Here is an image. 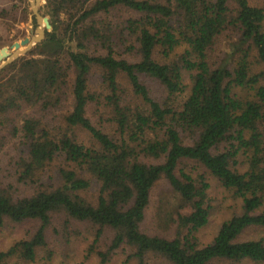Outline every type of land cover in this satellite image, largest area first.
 Returning a JSON list of instances; mask_svg holds the SVG:
<instances>
[{
  "label": "trees",
  "instance_id": "1",
  "mask_svg": "<svg viewBox=\"0 0 264 264\" xmlns=\"http://www.w3.org/2000/svg\"><path fill=\"white\" fill-rule=\"evenodd\" d=\"M19 10L0 5V23ZM39 11L45 38L0 70V145H14L24 187L0 177V234L36 228L0 264H50L38 255L55 217L96 228L95 243L115 231L98 264L125 248L138 264L264 262V239H242L264 230V0H44ZM210 177L242 206L204 244ZM160 180L188 209L172 238L142 230Z\"/></svg>",
  "mask_w": 264,
  "mask_h": 264
},
{
  "label": "rangeland",
  "instance_id": "2",
  "mask_svg": "<svg viewBox=\"0 0 264 264\" xmlns=\"http://www.w3.org/2000/svg\"><path fill=\"white\" fill-rule=\"evenodd\" d=\"M33 1L26 0V5L29 8L28 14L24 20L20 21L23 17L21 9L25 6V2L22 0H0V5L2 6L16 4L20 9L17 21L8 20L7 23L9 25L0 23V41L5 42L3 44L0 43V50L8 47L9 56H12L15 52L13 45L16 42H20L26 37L31 38L37 35L36 30L39 27V23L32 10ZM43 2L44 0L41 1V4ZM219 52L220 49L217 53ZM6 60L7 57L3 58V61L0 60V65ZM5 135L10 134L5 129H0V140ZM17 142H19V139H17ZM5 143V147L2 141L0 145V177L3 178L2 181H4L5 186H10L8 184L12 183L11 188L13 190L21 191L24 187L22 184H16V179L12 177L18 153L14 151V145L7 143V140H5ZM93 192L94 190L89 195ZM209 198L211 205L209 222L199 232V238L204 244L213 239L225 220L235 214H239L242 206L241 199L235 197L231 191L224 188L217 179L212 177H210ZM187 210L186 207L181 206L179 200L173 197L166 180H160L151 192L150 204L146 210V218L142 223V230L152 235L168 238L175 237L178 232L175 219L178 218L179 213H185ZM35 228L34 224L31 223L21 225L9 223L0 234V249L7 248L11 243L21 238L30 237L35 232ZM96 232V228L89 224L75 221L70 223L65 221V218L55 217L47 228V247L39 251L38 263L47 262L48 254L50 253V264H98V252L107 250L115 235V231L109 228L105 229L99 242L95 243ZM242 239H264V230H247L242 235ZM132 254L133 251L130 248L119 249L112 255L108 264H138ZM147 264L168 263L163 257L150 254L147 258ZM256 264H264V262Z\"/></svg>",
  "mask_w": 264,
  "mask_h": 264
},
{
  "label": "water",
  "instance_id": "3",
  "mask_svg": "<svg viewBox=\"0 0 264 264\" xmlns=\"http://www.w3.org/2000/svg\"><path fill=\"white\" fill-rule=\"evenodd\" d=\"M42 0H34L32 3V10L34 15L39 23V27L37 28L36 32L37 35L30 37H26L25 39L21 40L20 42H16L13 47L15 48V52L12 56H9L8 47H4L0 50V60L3 61V58L7 57V60L0 65V69L3 68L5 65L11 63L14 59L18 58L20 55L25 54L28 50H30L34 45L41 42L46 35V29L51 28V24L49 22L48 17L42 15L39 11V6ZM25 47V48H21Z\"/></svg>",
  "mask_w": 264,
  "mask_h": 264
}]
</instances>
